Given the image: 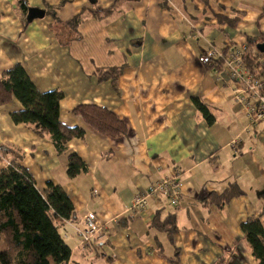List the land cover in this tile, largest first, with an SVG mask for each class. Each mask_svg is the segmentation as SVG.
Instances as JSON below:
<instances>
[{"label":"crops","instance_id":"crops-1","mask_svg":"<svg viewBox=\"0 0 264 264\" xmlns=\"http://www.w3.org/2000/svg\"><path fill=\"white\" fill-rule=\"evenodd\" d=\"M165 1L27 0L54 12L28 23L19 0H0V77L22 64L41 92L64 93L61 122L85 129L68 148L88 170L71 178L50 135L13 121L23 105H0V170L15 161L41 191L51 181L74 203L75 222L61 229L72 250L64 264H260L242 225L264 222L263 126H251L236 104L223 61L203 65L199 57L211 46L229 52L262 39L264 0ZM82 11L71 30L66 23ZM111 68H122L116 82L101 80ZM81 104L115 112L129 133L97 132L74 113ZM172 176L182 183L177 205L158 194L143 211L133 208L136 196ZM232 185L243 193L226 204L208 198ZM89 213L102 231L84 244ZM170 215L173 232L163 229Z\"/></svg>","mask_w":264,"mask_h":264},{"label":"trees","instance_id":"trees-1","mask_svg":"<svg viewBox=\"0 0 264 264\" xmlns=\"http://www.w3.org/2000/svg\"><path fill=\"white\" fill-rule=\"evenodd\" d=\"M163 2L166 3L165 0ZM19 4L27 14L30 8L27 0H19ZM99 12L108 13L111 9ZM46 13L54 14L51 11ZM84 14V11L80 12L66 25L76 31L83 21ZM57 21L59 22L58 19ZM263 40L264 37L248 38L244 58L246 65L251 69L262 70L264 67V53L257 48ZM121 73L122 68L105 69L101 71L100 79H111L112 83H115ZM63 98L64 93L58 89L41 92L20 63L4 71L0 77V105L17 99L23 109L12 113L13 121L30 124L37 132L50 135L58 153L67 154V174L74 178L86 172L88 166L76 152L69 151L68 143L73 138L84 137L85 129L68 127L61 122L60 103ZM196 103L211 124L215 120L214 116L208 112L205 104L200 101ZM74 113L80 115L91 128L101 134L123 137L129 133L127 123L105 107L81 104L74 109ZM8 164L0 170V264L68 262L72 250L61 229L64 222H75V206L71 198L60 185L51 181L45 190L41 191L27 168L15 161ZM242 193L240 187L232 185L221 194L210 193L208 198L222 206ZM163 224V229L173 232L176 227L175 216H168ZM242 229L254 257L260 264H264V222L260 217L250 218L243 223Z\"/></svg>","mask_w":264,"mask_h":264},{"label":"built area","instance_id":"built-area-1","mask_svg":"<svg viewBox=\"0 0 264 264\" xmlns=\"http://www.w3.org/2000/svg\"><path fill=\"white\" fill-rule=\"evenodd\" d=\"M246 46L235 48L229 52H222L217 47L211 46L200 57L203 65H211L215 60L223 61L224 70L234 81L233 98L243 113L248 117L251 126H263L264 131V67L255 70L245 63ZM236 141H233L231 145ZM158 194L168 196L171 204L177 205L182 195V183L177 176L164 177L143 195L136 196L134 209L143 211L147 205V199ZM102 231L98 216L89 213L85 216V229L79 230L82 243L92 242L93 238Z\"/></svg>","mask_w":264,"mask_h":264},{"label":"water","instance_id":"water-1","mask_svg":"<svg viewBox=\"0 0 264 264\" xmlns=\"http://www.w3.org/2000/svg\"><path fill=\"white\" fill-rule=\"evenodd\" d=\"M46 16V10L38 7H30L27 13L28 22H32L36 19H42ZM257 48L260 52L264 53V42H261L257 45Z\"/></svg>","mask_w":264,"mask_h":264},{"label":"bare ground","instance_id":"bare-ground-1","mask_svg":"<svg viewBox=\"0 0 264 264\" xmlns=\"http://www.w3.org/2000/svg\"><path fill=\"white\" fill-rule=\"evenodd\" d=\"M147 193V192H146ZM146 193H144V194H146ZM143 195V194H142ZM136 198V197H135ZM147 206V205H146ZM138 210V209H137ZM79 234H80V232H79Z\"/></svg>","mask_w":264,"mask_h":264},{"label":"rangeland","instance_id":"rangeland-1","mask_svg":"<svg viewBox=\"0 0 264 264\" xmlns=\"http://www.w3.org/2000/svg\"><path fill=\"white\" fill-rule=\"evenodd\" d=\"M2 248V245H0V249ZM52 264H54V263H52Z\"/></svg>","mask_w":264,"mask_h":264}]
</instances>
